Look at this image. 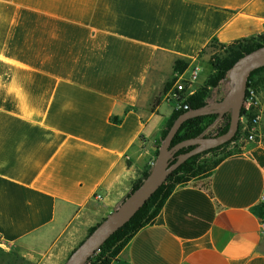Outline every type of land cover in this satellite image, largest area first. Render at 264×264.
<instances>
[{
    "label": "crops",
    "instance_id": "0c3cea01",
    "mask_svg": "<svg viewBox=\"0 0 264 264\" xmlns=\"http://www.w3.org/2000/svg\"><path fill=\"white\" fill-rule=\"evenodd\" d=\"M263 35L264 0H0V249L65 264L151 169L177 78L212 41ZM261 134L177 185L108 264H264V112Z\"/></svg>",
    "mask_w": 264,
    "mask_h": 264
},
{
    "label": "water",
    "instance_id": "95a60500",
    "mask_svg": "<svg viewBox=\"0 0 264 264\" xmlns=\"http://www.w3.org/2000/svg\"><path fill=\"white\" fill-rule=\"evenodd\" d=\"M261 67H264V45L243 55L233 64L227 77L231 87L223 97L211 99L202 107L186 110L175 119L163 138L157 158L142 183L116 210L96 225L94 230L71 252L65 264H85L117 230L131 220L175 169L193 155L218 147L235 138L241 124L249 76ZM210 113H218L219 117L201 135L172 145L174 137L187 119ZM226 114H230L228 130L217 136H207L206 132ZM190 146L193 148L178 154L176 158L178 151Z\"/></svg>",
    "mask_w": 264,
    "mask_h": 264
},
{
    "label": "trees",
    "instance_id": "16d2710c",
    "mask_svg": "<svg viewBox=\"0 0 264 264\" xmlns=\"http://www.w3.org/2000/svg\"><path fill=\"white\" fill-rule=\"evenodd\" d=\"M262 45H264V35L258 38L238 40L230 44V50L228 51L227 55L222 58L210 60L209 65L211 67L212 72L210 73L204 85H202L196 92L186 97L185 102L189 105V109L187 110L199 108L206 105L208 99L211 97L212 89L218 87L220 83L228 77L229 71L233 64L243 55L255 50L256 48ZM188 67L189 62L183 59H178L175 63L176 72H184ZM261 83H264V67L258 68L251 73V75L249 76L248 86L252 84L257 87ZM169 85L170 83L167 85L166 89L169 87ZM184 111L186 110L175 109L173 111L170 119L167 121L162 131L163 138L167 134L169 128L171 127L175 119ZM218 117V113H210L187 119L182 124L178 133L174 137L172 145H175L185 139L201 135L209 126L214 124ZM219 123L220 130L215 136L223 134L228 130L230 124V114L224 115L217 124ZM240 134H243L241 124L238 133L233 140L218 147L206 150L205 153H212L215 157H217V155L219 156V153H216V151L236 141L239 138ZM206 135L209 136V134ZM192 148L193 146L182 148L180 151L177 152L176 155L182 152H186ZM240 151L241 150L223 154L222 156L217 157L211 162H206L205 160L201 159L204 153H198L196 155H193L191 158L185 161L182 165H180L169 175L167 180L151 196V198L146 202V204L131 218V220L127 222L124 226H122L119 230H117L101 246L99 254L95 256V264H108L112 260V258L122 249V247L129 241V239L140 228L149 223L159 213L164 202L173 192L177 185L190 181L194 177L213 169L225 157ZM175 160L176 159H174L173 162ZM149 171L150 169L144 172L143 176L137 180L133 190H135L142 183L143 179L146 177ZM260 213L261 216H264V202L262 203ZM95 227L91 228L89 233H91Z\"/></svg>",
    "mask_w": 264,
    "mask_h": 264
},
{
    "label": "built area",
    "instance_id": "2783aa9c",
    "mask_svg": "<svg viewBox=\"0 0 264 264\" xmlns=\"http://www.w3.org/2000/svg\"><path fill=\"white\" fill-rule=\"evenodd\" d=\"M201 72L199 64H194L191 69V74L188 79L178 77L175 81L173 89L170 91L169 99L174 103L176 109H189L188 103H186L187 86L192 84L198 79ZM264 112V103L261 99V95L256 86L250 85L247 89V95L243 104L241 127L243 135L250 141H255L261 134V119ZM220 130V123L211 127L206 134L209 136H215ZM154 164V163H153ZM152 164V165H153ZM100 197V195H99ZM261 201L264 202V192L261 196ZM261 230L264 231V216H261L260 220ZM1 241V240H0ZM100 248L95 254L89 258L85 264H95V256L99 254Z\"/></svg>",
    "mask_w": 264,
    "mask_h": 264
},
{
    "label": "rangeland",
    "instance_id": "374dc122",
    "mask_svg": "<svg viewBox=\"0 0 264 264\" xmlns=\"http://www.w3.org/2000/svg\"><path fill=\"white\" fill-rule=\"evenodd\" d=\"M245 43V42H244ZM230 50V44H223L217 41H212L207 48L203 51V57H205L204 61L201 62V72L199 74V78L194 82H202L204 79H206L208 72L210 70V65L207 63L210 60H214L217 58H222L225 55L228 54V51ZM189 75V73H187ZM257 89L261 95V99L264 103V83H261L259 86H257ZM173 110V106L169 100H165L161 112L168 114L170 111ZM250 140L246 138L245 135L240 134L239 138L228 144L227 146H224L223 148L216 151V153H219V156H222L223 154L235 152L242 150V147L246 145ZM206 151V150H205ZM205 151L201 152L204 153L201 157L202 160H205L206 162H211L215 160L217 157L214 156L212 153H205ZM0 264H23L21 260L17 256H15L12 252L0 249Z\"/></svg>",
    "mask_w": 264,
    "mask_h": 264
},
{
    "label": "flooded vegetation",
    "instance_id": "af4514ba",
    "mask_svg": "<svg viewBox=\"0 0 264 264\" xmlns=\"http://www.w3.org/2000/svg\"><path fill=\"white\" fill-rule=\"evenodd\" d=\"M175 156H176V158H177V155H175ZM176 158H175V159H176Z\"/></svg>",
    "mask_w": 264,
    "mask_h": 264
}]
</instances>
